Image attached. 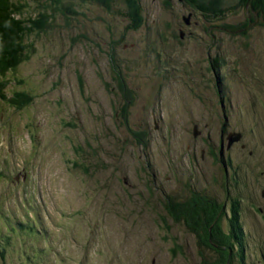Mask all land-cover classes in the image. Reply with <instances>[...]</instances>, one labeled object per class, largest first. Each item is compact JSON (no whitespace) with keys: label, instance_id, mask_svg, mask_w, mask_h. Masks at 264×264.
Listing matches in <instances>:
<instances>
[{"label":"rangeland","instance_id":"rangeland-1","mask_svg":"<svg viewBox=\"0 0 264 264\" xmlns=\"http://www.w3.org/2000/svg\"><path fill=\"white\" fill-rule=\"evenodd\" d=\"M211 1L203 12L183 0L48 10L29 59L6 87L0 77V264H214L165 200L205 190L226 229L231 200L209 150L228 131L241 136L221 160L236 172L226 188L244 264H264V12ZM25 3L35 17L38 3ZM117 77L133 98L125 119ZM21 88L33 99L14 109L5 99ZM18 222L36 232H11Z\"/></svg>","mask_w":264,"mask_h":264},{"label":"trees","instance_id":"trees-1","mask_svg":"<svg viewBox=\"0 0 264 264\" xmlns=\"http://www.w3.org/2000/svg\"><path fill=\"white\" fill-rule=\"evenodd\" d=\"M28 1L30 0H0V77H4V87L11 82L7 78V75L14 73L15 70L30 57V47L33 46L31 43H28L29 41H26V39L30 37L31 33L33 34L34 31L40 33L49 25V18L52 14H49L48 10L52 13L56 11H62L63 14L77 13L71 8L70 4H65L66 0H33L38 3L36 16L26 17L24 8L26 6L25 2ZM90 1L109 8L113 0ZM129 1L133 5L136 4V0ZM183 1L202 12L206 7L211 8L213 5L211 0H202L205 2V4L203 3L204 5L201 4L200 0ZM247 1L248 0H242L239 6L245 7L249 5L250 3H246ZM253 6L255 7L253 8ZM133 9L136 11V6H134ZM230 9L232 10V8ZM252 9H258V13L262 16L264 12V1H254L252 3ZM218 12H224V8ZM215 13H217L216 10ZM219 13L215 15L216 18L219 17ZM133 14L135 13L133 12ZM133 14L129 13L131 17ZM212 14H214V12ZM122 15L128 16V13L123 12ZM230 26L231 25H229V27ZM117 72L120 75V72ZM117 78L120 92H122L124 96L127 95V99H125L126 102L124 103L125 105L120 107V115L124 117L133 98L131 94L128 95V90L123 86L122 78ZM14 80L16 79L14 78ZM80 80L82 81L81 77ZM18 81L21 83L19 79ZM11 93L12 95L9 97L7 96L5 100L14 109L24 108L33 99V97L27 94L22 88L19 90L13 89ZM129 96L130 99H128ZM130 131L132 132V130ZM135 135L138 137V134ZM74 166L77 167L78 164L74 163ZM165 202L168 214L177 222H182L189 231L193 232L196 235L197 242L201 246L213 251L215 258L214 264H244V231L242 223L239 221L241 212L239 200L234 199L230 202L229 208L232 218H225L226 229H224L221 222L222 218L225 216V211L221 207V204L215 202L214 198L205 197L204 195L190 190L189 195L186 196L185 199H182L181 202H176L172 196H167ZM24 226V223L18 222V225H9V230L11 232H17V229L20 227L21 231L26 234L31 235L36 232H33V228H30V226Z\"/></svg>","mask_w":264,"mask_h":264},{"label":"flooded vegetation","instance_id":"flooded-vegetation-1","mask_svg":"<svg viewBox=\"0 0 264 264\" xmlns=\"http://www.w3.org/2000/svg\"><path fill=\"white\" fill-rule=\"evenodd\" d=\"M217 76V78H218V74L216 75ZM220 102H221V104H224L223 102V99H221L220 100ZM197 127V126H196ZM230 131H228V133H229ZM227 133V134H228ZM241 138V137H240ZM239 141V140H238ZM238 143V142H237ZM236 143V144H237ZM224 145H225V148H224ZM231 146V145H230ZM229 146V147H230ZM242 148H243V146H244V144H241L240 145ZM229 147H227V143H225L224 144V140L223 139H221L220 140V144H219V149H218V152H215V151H211V150H209V154H211L212 155V157H213V161H214V163L215 164H218L219 165V163L221 162L222 163V167H223V169H224V172H223V177L225 178V193H226V195H227V197H226V199H229L228 201L230 202V200H233L232 198V196L230 197V191H229V193H228V189L226 188L227 187V182H228V185H229V187H230V181H232L233 183H235L236 182V178L234 177L235 176V174H236V172L233 170V169H231L229 172H228V166H229V164H228V166L226 165V161H224V160H221V156H222V154H223V148L224 149H226V150H228L229 149ZM249 153H251V151H249ZM202 158H203V154H202V156H201ZM225 160H227V159H225ZM239 168H241V166H239ZM260 175H264V171L262 170V171H260ZM242 182H244L243 180H242ZM245 183H246V181H245ZM245 183H243V184H245ZM224 184V183H223ZM263 187H264V183L262 184V187H261V190H260V193H261V196H263V199H264V190L262 191V189H263ZM190 190H192V191H195L194 189H190ZM203 192L201 193V192H198V191H195V192H197V193H199V194H201V195H204L205 197H209V198H214V197H212V196H208L209 194H206V191L205 190H202ZM214 200H215V198H214ZM224 208H225V205H224ZM259 210H261L260 208H259Z\"/></svg>","mask_w":264,"mask_h":264},{"label":"water","instance_id":"water-1","mask_svg":"<svg viewBox=\"0 0 264 264\" xmlns=\"http://www.w3.org/2000/svg\"><path fill=\"white\" fill-rule=\"evenodd\" d=\"M188 19H185V22H187ZM194 135H196L198 132L194 131ZM240 132H230L227 136V147H229L234 141H238L240 139Z\"/></svg>","mask_w":264,"mask_h":264}]
</instances>
